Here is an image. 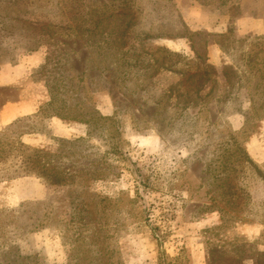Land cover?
<instances>
[{
	"label": "rangeland",
	"instance_id": "obj_1",
	"mask_svg": "<svg viewBox=\"0 0 264 264\" xmlns=\"http://www.w3.org/2000/svg\"><path fill=\"white\" fill-rule=\"evenodd\" d=\"M70 8L81 23L98 16L104 32H50L46 24L73 22ZM110 31L114 42H100ZM263 36L264 0L218 9L196 0H0V62L9 61L0 65L42 49L31 75L47 101L45 80L65 78L67 95L54 106L78 108L75 87L84 86L87 107L111 116L90 127L50 117L20 137L54 154L58 139L75 140L57 161L85 166L82 186L13 177L17 169L0 163V264H264ZM15 96L0 89V103ZM39 124L24 119L2 139Z\"/></svg>",
	"mask_w": 264,
	"mask_h": 264
},
{
	"label": "trees",
	"instance_id": "obj_2",
	"mask_svg": "<svg viewBox=\"0 0 264 264\" xmlns=\"http://www.w3.org/2000/svg\"><path fill=\"white\" fill-rule=\"evenodd\" d=\"M202 7H208V9H218L221 6H232V3L236 0H196ZM77 8H70L68 10V18L73 19L72 21L60 22V23H52L46 24L47 29L52 32L53 34L60 35V37H64V35L74 36L76 34H92L93 36H97L98 33H103L105 28L101 25L102 20L98 16L95 18H91L90 22L86 24L83 22L76 21V18L79 17V12ZM117 15H125L127 16V12L124 7L118 8L116 11ZM113 15V14H110ZM109 15V16H110ZM9 25H5L4 23L1 24V27L7 31V35H14V32L11 29H14V26H10L11 28H7ZM8 29V30H6ZM45 32V30H44ZM110 34H105V36L100 35L101 39L100 42H104L106 45L111 44L114 42V37L112 38L111 34L113 33L110 31ZM161 35L159 33L155 34V36ZM152 35L145 36L146 38L151 37ZM264 38V36H263ZM89 41H91L89 39ZM65 43V42H64ZM74 40H72L71 44H74ZM264 48V47H263ZM74 55L79 52V48L71 49ZM251 52V51H250ZM248 51L247 55L250 54ZM79 58V56L77 57ZM9 62L8 60L2 61L0 63ZM76 64L75 59L72 57V65ZM43 68V67H41ZM80 74L83 72H79ZM61 81V84H50V81L45 80V86L48 91L49 100L43 104L38 112L33 115L24 116L21 118H17L11 123H9L3 130L0 132V163L6 164L8 163V167L16 168L14 174L11 175L13 177H21V176H35L41 178L44 183L50 185H72V184H80L81 179L84 177L83 168H78L74 170V166L72 165H65V163H60L58 157L64 153V149L60 146L64 144H73L75 140L69 141L66 139H58L60 146L58 148V152L56 154L43 150L41 148H34L27 144H25L21 140V136L23 134H29L34 131H42L45 127V122L50 117H57L62 120H71L76 122H81L87 124L88 127L90 125H101L99 124V120L106 121V119H110V117L102 116L95 110V108H88L87 107V96L84 91V86L75 87L78 93V98H80V104L78 108L74 109L76 105H73L71 108L68 107L66 101L59 105L61 106H54L57 104V99H59L60 95H67V83L65 78H57ZM81 105V106H80ZM88 109V111H86ZM94 113L93 115L86 116L88 114ZM33 117H38L40 120V124L35 128H29L26 130L21 131L18 133L17 137L18 140H9L7 139L4 141L2 137L5 135L4 133L9 131L12 127H15L18 123H20L24 119H30ZM105 117V118H104ZM103 123V122H102ZM103 126V124H102ZM98 127V126H97ZM90 133V131H89ZM81 142L84 140L81 139ZM82 186V185H81ZM83 189V188H81ZM78 189L77 192H81L82 190ZM79 197H75L71 201L74 203V200L78 199ZM74 207V206H73ZM167 264H182L180 258L178 257L174 259H168Z\"/></svg>",
	"mask_w": 264,
	"mask_h": 264
},
{
	"label": "crops",
	"instance_id": "obj_3",
	"mask_svg": "<svg viewBox=\"0 0 264 264\" xmlns=\"http://www.w3.org/2000/svg\"><path fill=\"white\" fill-rule=\"evenodd\" d=\"M222 29L220 30L224 31ZM208 49L209 52L214 51V45H209ZM44 60V50L37 49L31 54H27V56L20 57L15 63L0 65V89L12 90L16 95L13 98L7 97L5 101L0 103V129L17 118L33 115L47 101V92L43 93L41 91L39 81L33 79L31 75L32 70L42 64ZM50 119H55L59 122L63 121L57 117ZM241 125L242 123L234 127L236 129ZM249 153L256 160L260 158L259 154L257 155V152L252 148L251 143Z\"/></svg>",
	"mask_w": 264,
	"mask_h": 264
}]
</instances>
